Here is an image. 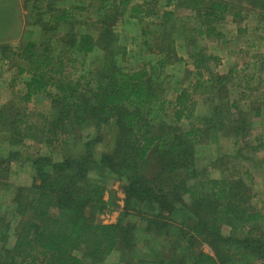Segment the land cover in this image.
<instances>
[{
	"label": "trees",
	"instance_id": "obj_1",
	"mask_svg": "<svg viewBox=\"0 0 264 264\" xmlns=\"http://www.w3.org/2000/svg\"><path fill=\"white\" fill-rule=\"evenodd\" d=\"M39 1H45L42 10ZM21 2L23 11L37 13L32 25L40 27L41 37L23 40L0 59L14 56L17 74L27 75L18 104L42 95L50 109L0 105V167L6 165L0 174L6 176L11 163L27 164L33 172L31 184L13 188L8 208L0 205V264H107L116 251L123 255L121 264H264V208L250 211L241 179L207 177L195 158L202 138L215 140L224 132L234 160L255 168L264 163L258 157L264 150V92L256 103L219 101L237 76L213 72L208 63L219 58L206 56L200 44L221 41L220 24L228 17L238 20L242 3L264 21V0H82L79 7H57L58 0ZM90 5L98 18L78 29L82 24L72 13ZM118 25L133 34L131 70L123 68L129 54ZM2 45L3 53L8 46ZM186 62L194 78L183 86L176 80L175 95L168 99L165 72L186 68ZM261 82L264 86V77ZM198 93L211 95V115L192 128L176 127L196 118ZM256 122L261 131L253 135ZM53 155L61 160L53 161ZM92 172L102 177L94 179ZM105 174L125 182L124 207L115 223L98 219L117 209ZM6 179L0 176V189L9 191L13 185ZM129 211L144 218L147 233L155 225L158 233L167 228L168 235L187 243L179 246L185 256L178 254L187 258L174 263L153 253L126 261L136 229ZM181 218L192 221L187 230L177 225ZM222 225L231 227L230 235L222 234ZM198 238L217 258L189 252ZM8 243H13L9 249Z\"/></svg>",
	"mask_w": 264,
	"mask_h": 264
},
{
	"label": "rangeland",
	"instance_id": "obj_2",
	"mask_svg": "<svg viewBox=\"0 0 264 264\" xmlns=\"http://www.w3.org/2000/svg\"><path fill=\"white\" fill-rule=\"evenodd\" d=\"M81 1L58 0L56 5L57 7H59V5L60 7H69V5L79 7L83 6ZM38 5L40 7L39 10L44 9L45 1H39ZM85 5H88V3H85ZM240 6L241 16L238 20L233 21L231 17H228L226 21L220 24V30H222L224 34L221 41H201L200 44L202 45L206 56L210 55L219 58V61H209L208 63V67H210L213 72L222 76L227 75L229 78L233 77V79H236L237 76L236 83L230 81V85H228L227 89L222 93V96L218 100L221 101V99H223L228 102L242 99L243 102H241V105H243L245 101L249 104L252 101H255L256 103L257 99L260 98L264 92L263 82H261V79L264 77V71L261 73L258 72V69L262 67L261 64H264V21L258 20L254 13L255 10L250 9L249 5L246 3H242ZM89 8L90 9L86 12L76 10L73 11L72 16L75 17L73 21H78L82 24L78 26V29H84L85 27L83 23L86 21L89 25H93L96 22V19L98 18L96 9L93 8V5H90ZM24 11L25 26H23L21 36H19L18 41L11 43V45L6 44L8 46V50H6V52L2 53V50H0L2 57L4 55H8L9 52L13 50L16 51L17 47L23 40H38L41 37L42 33H40V27L38 25H32V23L37 20V13L33 11L29 12L28 10ZM42 20L46 21V17L42 18ZM240 30L242 32H239ZM116 32L122 36V42L125 44L129 54L123 63V68L131 70L133 66L135 67V61L132 57H130V55H133V53L136 52L135 42L131 40L133 34L131 32H122L120 25L116 27ZM56 40L57 39L54 41ZM54 44L56 43L54 42ZM181 55L183 56L184 54ZM17 64L18 61H16L14 56L11 59H0V105L6 104V106L13 107L16 111L25 107L27 111L46 113L50 109L49 100L47 97L42 95L34 96L27 104H18L19 98L25 93L23 83L27 78V75L20 76L17 74ZM183 65L174 69L169 67L165 72V75L168 77L167 82L170 86L165 94L168 99L173 98L175 95L172 87L174 86V82L176 80L181 81L180 86H183L187 85V83L194 78L192 66L187 63V67L183 68ZM170 75L174 76V78H171ZM237 83L241 86H238ZM210 97V94L200 96V93H198L196 97V118L191 122H183L180 126L176 127L186 130L198 125L200 122L203 123L202 119L211 115ZM215 102L216 101H214V103ZM13 112L11 111L12 114H14ZM170 122V120L166 121L167 124ZM252 128H254V131L252 132L253 135H257L261 131V127L258 125V122L252 125ZM106 130V135H108L110 127ZM217 136L218 137L214 140V138H211L207 134V136L202 138V140L196 144L195 158L197 160L198 167L201 170H204L208 175L207 177L210 178L226 177L228 179H241L245 188V195L250 197L248 201V208L250 211H262L264 208V163L259 168H255L253 164H249L241 160H234L232 158V150L234 149L232 142L228 140L224 132H220ZM2 148L3 151L6 152L7 148L4 146ZM100 150L101 149L99 148V151ZM26 152L31 155L35 153L33 149H27ZM45 154H47V151H45ZM228 156H231L232 159ZM258 157L260 160L264 158V150L259 153ZM219 158H222V160L219 161ZM60 160L61 156L53 155V161L58 162ZM0 168L4 169L6 168V165H1ZM11 168L12 169L6 174V176L4 174L5 172L0 174L1 178H7L3 182H9L13 185L9 191L0 189V205L3 209L8 208L13 188H16V186H28L31 184L33 179V172L27 164L17 167L14 163H11ZM9 173L12 174L7 177ZM101 174L92 172L91 177L94 179H100L102 177ZM105 177L107 189L112 191L116 196L114 198V209H117L115 211L104 213L99 216L98 219L102 223H115L124 207L123 201L125 194L123 189L125 182L107 174H105ZM107 195L108 194L106 193L105 198H107ZM184 199L187 202L189 201L187 196H185ZM127 215L128 220L135 223L136 229L133 236L134 243L130 250H128L124 255L126 261L134 263L140 258L143 259L145 257H151L153 253L162 258L161 261L168 259L174 263H176L177 259L187 258V256L185 258L179 257V255L185 256L181 249H179V246L182 244L187 246V243L184 241H178V239L173 235H168L167 228H162L158 233L157 231L159 227L153 225L154 228L147 233V224L144 218L140 217L138 214L132 213V211L127 212ZM202 217L206 219L208 216L204 213ZM172 222L173 221H170V223ZM191 224L192 221L187 218L177 220V225H180L183 230H187ZM254 229H256L255 236L259 237L260 230L256 227ZM221 232L224 236H228L231 234V227L228 225H222ZM244 232L246 231L244 230ZM197 240V242L192 243L193 246H191L189 252H204L217 258L214 248H212L210 244L203 239L200 240V238ZM149 241H151V243H149ZM12 244L13 243H8L5 248L9 249ZM122 256L123 255L120 251H116L106 259V263L121 264L120 259ZM247 261H250V259ZM252 264L258 263L257 261H254Z\"/></svg>",
	"mask_w": 264,
	"mask_h": 264
},
{
	"label": "crops",
	"instance_id": "obj_3",
	"mask_svg": "<svg viewBox=\"0 0 264 264\" xmlns=\"http://www.w3.org/2000/svg\"><path fill=\"white\" fill-rule=\"evenodd\" d=\"M21 0H0V45L18 41L24 26Z\"/></svg>",
	"mask_w": 264,
	"mask_h": 264
}]
</instances>
